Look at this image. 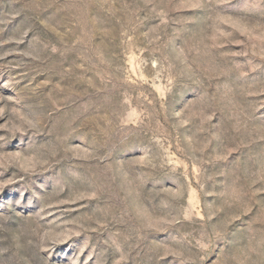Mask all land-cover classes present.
I'll use <instances>...</instances> for the list:
<instances>
[{
  "label": "rangeland",
  "instance_id": "rangeland-1",
  "mask_svg": "<svg viewBox=\"0 0 264 264\" xmlns=\"http://www.w3.org/2000/svg\"><path fill=\"white\" fill-rule=\"evenodd\" d=\"M0 264H264V0H0Z\"/></svg>",
  "mask_w": 264,
  "mask_h": 264
}]
</instances>
